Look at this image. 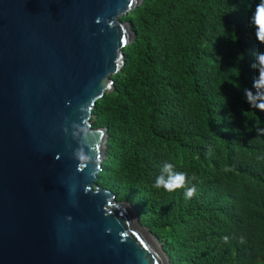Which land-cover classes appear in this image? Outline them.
<instances>
[{
    "label": "trees",
    "instance_id": "16d2710c",
    "mask_svg": "<svg viewBox=\"0 0 264 264\" xmlns=\"http://www.w3.org/2000/svg\"><path fill=\"white\" fill-rule=\"evenodd\" d=\"M259 3L142 0L122 16L136 35L92 111L108 130L96 183L135 207L170 264H264V112L244 96L264 93ZM167 163L196 186L191 199L154 186Z\"/></svg>",
    "mask_w": 264,
    "mask_h": 264
},
{
    "label": "water",
    "instance_id": "95a60500",
    "mask_svg": "<svg viewBox=\"0 0 264 264\" xmlns=\"http://www.w3.org/2000/svg\"><path fill=\"white\" fill-rule=\"evenodd\" d=\"M141 2L0 0V264H170L135 207L96 183L108 130L92 111Z\"/></svg>",
    "mask_w": 264,
    "mask_h": 264
},
{
    "label": "clouds",
    "instance_id": "9594fccd",
    "mask_svg": "<svg viewBox=\"0 0 264 264\" xmlns=\"http://www.w3.org/2000/svg\"><path fill=\"white\" fill-rule=\"evenodd\" d=\"M249 23L255 26V38L258 42L264 43V0H260V3L256 5L255 11L249 19ZM256 62L252 65L253 68L259 66L258 77L253 78V87L257 90L264 89V52H257L255 55ZM244 96L246 102L253 108H256L260 112H264V93H259L257 96H253L252 91L248 88L244 89ZM81 160L87 159L82 153L80 156ZM173 165L167 163L163 166L161 174L157 176L155 180V187L163 188L168 192L175 191L177 189H185V198L191 199L196 194V186L193 184L189 186V178L184 172H175ZM78 168L81 169L80 165ZM163 173H167L165 178ZM192 180L197 179L195 175L191 177ZM227 240V237H225Z\"/></svg>",
    "mask_w": 264,
    "mask_h": 264
},
{
    "label": "bare ground",
    "instance_id": "6f19581e",
    "mask_svg": "<svg viewBox=\"0 0 264 264\" xmlns=\"http://www.w3.org/2000/svg\"><path fill=\"white\" fill-rule=\"evenodd\" d=\"M116 82V81H115Z\"/></svg>",
    "mask_w": 264,
    "mask_h": 264
}]
</instances>
